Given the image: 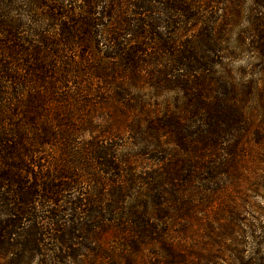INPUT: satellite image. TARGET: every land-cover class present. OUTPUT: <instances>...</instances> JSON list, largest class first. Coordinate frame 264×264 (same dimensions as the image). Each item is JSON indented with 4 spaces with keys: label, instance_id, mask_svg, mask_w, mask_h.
Here are the masks:
<instances>
[{
    "label": "trees",
    "instance_id": "obj_1",
    "mask_svg": "<svg viewBox=\"0 0 264 264\" xmlns=\"http://www.w3.org/2000/svg\"><path fill=\"white\" fill-rule=\"evenodd\" d=\"M253 4L254 10H264V0ZM241 12V0H0V258L6 257L9 264H92L95 258L111 259L89 236L77 234L118 217L121 190L116 198L109 190L104 197L65 195L90 178L93 186L107 183L87 171L90 161L102 174H112L115 180L106 185L121 183L126 161L118 160L114 148L99 146L96 140L89 150L74 145L75 123L93 121L76 118L74 106L79 98L96 97L100 99L94 106L103 107L106 99L101 98L113 93L116 100L118 91L127 88V79L145 80L156 94L175 89L183 94L182 107L173 109L167 105L156 111L155 105L145 108L138 103L139 113L151 119L150 132L141 140L165 160L164 142L185 158L177 171L153 178L150 190L156 202L172 203L176 220H183L192 208L185 190L191 200L206 194L203 199H211L210 188L196 186L210 185L227 174L250 132L244 105L254 81L243 84L242 92L228 72L217 77L212 73L226 32L236 26ZM248 27L246 48L259 62L253 71L262 81L264 16L253 17ZM243 41L240 38L238 45ZM116 104L127 107L123 97ZM57 144L62 145L60 153L45 161L47 150L52 152ZM167 185L171 188L166 191ZM78 220L94 224H73ZM174 223L177 230L167 234L168 239H141L159 243L166 264H185L182 251L174 249L183 246L176 237L185 231ZM210 237L202 245H215ZM123 245L133 247L127 241ZM194 256L207 261V254ZM124 257L131 264L129 256ZM257 264H264V259Z\"/></svg>",
    "mask_w": 264,
    "mask_h": 264
},
{
    "label": "rangeland",
    "instance_id": "obj_2",
    "mask_svg": "<svg viewBox=\"0 0 264 264\" xmlns=\"http://www.w3.org/2000/svg\"><path fill=\"white\" fill-rule=\"evenodd\" d=\"M253 3L254 0H241L242 12L237 24L226 32V43L221 54L216 56L217 65L212 69L215 77L220 76L224 71L228 72L230 81L240 84L242 92H245L243 84L254 81L246 90L249 97L244 105L250 124L249 136L244 138L243 151L233 161L235 164L228 169L227 174L218 175L210 185L196 186L202 189L210 188L211 199H207L208 201L205 200L206 198L203 199L209 196L206 194L202 197L193 196L191 200L189 191L185 190L184 197L192 208L186 217H182H185L183 220H176L172 203L162 201L159 202L162 203L161 206L158 205L150 186L154 184L153 178H156L157 174H171L173 169L177 171V167L184 163V154L177 152L172 143L164 142L163 148L168 156L165 160L163 154L156 153L153 146H148L146 141H142L141 135L150 132L148 121L151 119L147 115L140 114L138 109V103L144 104L145 108L155 105L156 111H161L167 105L171 109L176 105L182 107V92L175 89L159 91L156 94L145 80L127 79L124 82L127 88L122 90L123 93L118 91L116 98L118 102L123 97L127 107L117 105L113 93L111 95L106 93L101 98L106 99V105L103 107L94 106L100 98L78 99L77 105L74 106L75 117L79 120L84 119L81 116L87 119L90 117L93 121L90 125L75 123L74 145L79 149L89 150L90 144L96 140L99 146L114 148L118 160L126 161L125 165H121L124 172L119 186H108L106 184L115 180L112 174L110 172L102 174V170L90 161L92 159L89 155L92 165L88 161L87 171L96 181L107 180V183L104 186H93L90 178V181L86 180L80 188L77 187L75 191H69L65 195L69 199L77 197L78 193L102 194L104 197L109 190L110 196L116 198L117 190H121L119 216L114 217V220H103V223L97 225L99 228H92L90 230L93 231L87 234L81 235L82 232L77 234L89 236L93 242H96L95 246H101L100 248L110 255V260L95 258L92 264H116V259H119L117 264H126L127 258L124 255L129 256L131 264H166V254L161 249V245L154 241L149 243L146 239H154L157 235L168 239L167 234L177 230L174 221H178L185 231H183L184 235L176 237L183 242L181 249L174 247L175 251H182L185 264H206V262H210L207 264H257L259 260L264 259V91L261 92L264 89V79L261 81V77L253 71L259 62L246 48L250 45L251 38L250 33H247L248 22L257 15L264 16V10H254ZM160 35L162 36L163 32H160ZM240 38L244 39L243 45H238ZM80 102H88L90 105H79ZM124 112L128 114L123 115ZM256 133L261 134L262 137H256ZM228 139L230 143L234 138L232 136L226 140ZM143 140L147 139L143 138ZM61 149L62 145L57 144L52 152L47 150L45 161L48 160V155L56 156ZM219 158L221 162L223 156ZM199 178L204 180L205 176L200 175ZM170 188L171 186L167 185L165 190ZM129 215L135 219L127 220ZM109 219L113 218L109 217ZM79 223L94 224L93 220H78L73 224L80 226ZM208 230H212V234ZM162 234H166L167 237ZM171 236H174V233ZM206 236H211V242L215 245H202L209 241ZM141 237L146 239L142 240ZM125 241L130 242L133 246L132 250L123 245ZM141 242H145L144 245H139ZM201 248L205 252L202 250L199 252ZM133 250L136 251L133 253ZM198 253L207 254V261H196L194 255ZM8 262L9 259L6 257L0 258V264H9Z\"/></svg>",
    "mask_w": 264,
    "mask_h": 264
}]
</instances>
